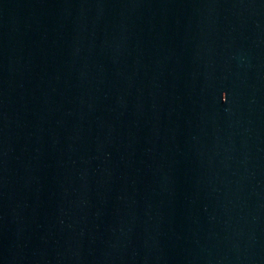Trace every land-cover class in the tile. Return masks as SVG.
Listing matches in <instances>:
<instances>
[{"label":"water","instance_id":"water-1","mask_svg":"<svg viewBox=\"0 0 264 264\" xmlns=\"http://www.w3.org/2000/svg\"><path fill=\"white\" fill-rule=\"evenodd\" d=\"M0 264H264V0H0Z\"/></svg>","mask_w":264,"mask_h":264}]
</instances>
